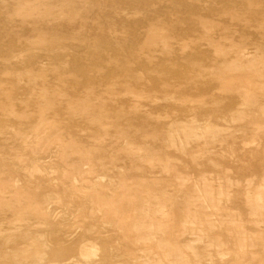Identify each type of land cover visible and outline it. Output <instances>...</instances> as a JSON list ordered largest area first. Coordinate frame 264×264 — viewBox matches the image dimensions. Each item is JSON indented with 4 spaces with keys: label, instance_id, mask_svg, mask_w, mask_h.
Returning a JSON list of instances; mask_svg holds the SVG:
<instances>
[{
    "label": "bare ground",
    "instance_id": "obj_1",
    "mask_svg": "<svg viewBox=\"0 0 264 264\" xmlns=\"http://www.w3.org/2000/svg\"><path fill=\"white\" fill-rule=\"evenodd\" d=\"M220 1L204 5L203 0H0V78L11 86L0 88L2 95H8V103L0 104V137L7 135L0 142V264H205L193 246L196 242L204 245L209 264H264L254 250L258 244L264 251V168L261 182L248 179L242 193L258 230L251 235L231 208L227 216L235 231L227 230L224 239L213 228L228 221L219 212L229 209L230 171L221 176L225 185L205 172L194 181L171 155L191 156L200 164L199 159L214 154L211 144L227 140L225 125L235 121L253 125L243 132L250 134L249 142L256 147L264 141V86L258 81L264 79V0L235 5ZM250 15L257 25L254 35L241 31L252 27L245 21ZM223 24H228L225 30L234 31L230 40L216 33ZM144 25L149 27L143 45L132 47L144 34ZM155 45L156 55L151 54ZM243 45L254 50L242 53ZM196 61L210 64L204 76H196L192 68ZM182 70L191 79L182 76ZM203 77L220 79L225 96L203 98L210 91ZM196 78L197 83L190 81ZM117 84L125 85L129 98L160 104L116 103L110 86ZM69 90L78 101L68 106L80 118L71 122L89 133L82 136L83 129L71 131L69 126L64 139L56 100ZM189 93L196 94L197 104ZM235 99L239 108L233 112L217 103ZM31 104L36 119L30 131ZM108 107L116 110L114 116ZM124 108L134 111L121 112ZM49 109L54 110L50 119L45 115ZM156 109L166 113L161 114L168 120L160 125L163 131H156L151 121L163 118L156 116ZM142 129L156 133L150 141H140ZM111 130L123 137L119 148L108 151V170L116 175L105 182L91 181L86 175L95 172L92 150H84L80 143ZM76 153L84 162L69 164ZM120 154L130 170L158 163L181 195L173 199L155 186L140 190L137 179L129 180V168L119 169L114 163ZM19 172L22 178L16 176ZM47 183L59 184L49 188V197L40 192ZM7 187L14 200L6 197ZM195 197L204 212L188 208ZM53 200L58 207L50 206ZM77 223L80 234L71 237L66 227ZM211 246L217 261L208 252ZM225 251L233 253L232 261L222 258Z\"/></svg>",
    "mask_w": 264,
    "mask_h": 264
},
{
    "label": "rangeland",
    "instance_id": "obj_2",
    "mask_svg": "<svg viewBox=\"0 0 264 264\" xmlns=\"http://www.w3.org/2000/svg\"><path fill=\"white\" fill-rule=\"evenodd\" d=\"M175 2L178 1H189V0H174ZM242 0H223L220 1L222 4L224 5H228V4H240ZM204 5H209V0H203ZM232 7V6H229ZM239 10V9H238ZM261 11H263L264 14V8L261 9ZM1 17V16H0ZM255 17L253 15H250V18H248L245 21H248L249 25H251V28H243L241 29L242 32H244V34L248 35V34H253L252 31L255 29V27L257 26L253 21H254ZM242 21H244V19H241ZM225 23V22H224ZM241 23V22H240ZM242 24V23H241ZM223 27L219 30L216 31L217 34H219L220 37H222L225 40H230L232 38V35H234V31L232 30H225L224 26H228V24H223ZM148 25H144L143 26V31L144 34L139 36L137 40H135L134 42H132V47H140L143 45L144 42V38L147 35L148 32ZM236 28V26L234 27ZM237 33H240L239 30H236ZM254 35V34H253ZM198 37V36H197ZM190 39V40H189ZM188 41H197V43H201L199 41V38L195 39L194 37H188L187 39ZM195 41V42H196ZM255 41L256 38H255ZM227 42V41H225ZM262 43H264V41H261ZM228 43V42H227ZM264 45V44H262ZM247 47V48H246ZM253 46L251 45H243L241 52L245 53V52H249V51H253L254 49ZM146 48V47H145ZM246 48V49H245ZM250 48L252 50H250ZM147 49V48H146ZM205 49H207L205 47ZM209 50V49H208ZM214 50V49H212ZM151 54L156 55V45L153 48V51L151 52ZM197 62V61H196ZM198 63V62H197ZM85 64V63H84ZM205 64V63H204ZM203 64H194L192 65V68L195 69V74L198 77L204 76L205 73H207L206 68H208V66L210 65L209 63L206 66H201ZM1 68V67H0ZM182 76L187 77L188 79H191L189 77V74L187 71L182 70ZM221 77H224V74H220ZM152 77H155L154 75ZM151 77V79H152ZM229 79H231V81L235 80V78L230 75L228 76ZM156 78V77H155ZM71 79V78H70ZM88 79V78H87ZM207 80V87L210 88L209 91V95L208 96H203V95H198V96H203V98L208 99L211 98L213 95H216V97L218 95L221 96H225L224 93H226L225 91V86L222 83V81L220 79H217L216 77H210L209 79L204 78ZM86 80V79H85ZM0 88H5L7 90L10 89V84H7V80L6 78H4L3 76L0 78ZM191 82H195L199 81L198 78H196L195 80L192 79L190 80ZM259 85L260 86H264V79L259 80ZM39 84H43L42 80H39L38 82ZM113 93H115L116 95L111 96L112 98L115 99V101H117L116 103H128V104H132V103H138L141 105H150L152 103L154 104H160L159 101H154L151 102L150 100L147 99H132L128 97V94L126 92L125 89V85H114L110 86ZM65 93V92H64ZM63 93V94H64ZM147 96V95H145ZM189 96H191L192 98H194V102L197 104L198 98L195 97L196 94L195 93H189ZM197 99V100H196ZM78 99L77 97H75V93L72 90H69L68 95L66 96H62L59 97L56 100V103H60L59 107L56 108L55 111H57L61 117L58 116V123L63 127V138H67V136H65V132L68 131V127H71V131H78L80 129H83V131L80 133V135L82 134V136H84L85 134L89 133V130L86 129L83 125L81 124H76L73 125V122L78 121L80 118L79 117H74L73 113L75 112L76 109L69 107L68 105L70 104H74V102H77ZM1 103H8V95H2L0 92V104ZM108 104H110V101H107ZM218 104L220 105H228L229 109L227 110L228 112H233L237 109L238 106H236V104H239V100L235 99V100H218L217 101ZM239 108V107H238ZM20 107H17V110L20 111ZM142 111L145 110V108L141 109ZM36 108L33 104H31V107L29 108V112L28 113V121H29V127L28 130L31 131V129H33V126L35 125V119H36V114H35ZM54 110H48L45 112V115L50 119L52 118V113ZM107 111L109 112V114L111 116L115 115L116 110L112 107H108ZM121 112H131L134 111L131 108H124L120 110ZM247 113H249V110H246ZM157 117H163V118H159L156 119L154 118L153 120H151L155 125H156V131H161L163 128H161V126L165 125L167 123V119L164 118L163 115L161 114H166L163 110H159L156 109L155 112ZM159 114V115H158ZM128 117L130 116L129 114L127 115ZM73 121V122H71ZM76 123V122H75ZM130 123L123 125L125 129H127ZM161 125V126H160ZM228 130H227V134H228V138L226 141L224 142H215L214 144H211V146H213V148L211 149V151L214 152V154H211L209 156H207L204 159H199V163L197 164L195 161H193L191 156H183L180 155L177 152H171V155L173 157L174 160H178L179 164H180V169L187 174L189 177L192 178V180L196 181L200 178L201 174H203L205 172V174L209 177H213V178H217L215 179L217 182L223 183L224 185L226 184V181L224 179L221 178V176L223 175V172L225 171H230V175L232 178V186L230 188V191L232 193V197H231V201L230 203H228V207L229 209H223L221 210L219 213L224 216V219L228 220L227 223H223L220 224L217 223V227L213 228L214 233L216 234H223V238L227 239V230L228 231H235V226L233 225L231 219L227 216L229 214H231V212L229 211L231 208L235 209L234 213L236 212L237 214H240L241 216V221L244 224L245 229L251 234H255V231L258 230V227L254 224L253 221L254 218L249 216V209L244 205V203L242 202L243 196L242 193L244 191L245 185H246V181L248 179H252L253 182L255 183H259L261 182L260 177H261V171L264 168V156L262 154V150H263V146H264V141H260L259 147H256V143L254 142H249L250 134H246L243 132V129H248L253 127V125H248L246 124L244 121H235V122H230V123H226L225 125ZM67 130V131H66ZM156 131L153 132H149L147 129H142L139 131L138 133V140L142 141V140H149L150 141V136L152 133H156ZM163 131V130H162ZM79 132V131H78ZM7 137L6 136H2L0 137V142L3 141V139ZM9 138V137H8ZM8 138L5 141H8ZM123 138V137H122ZM122 138L121 135L119 133H117L115 130H111L109 134H105L104 133H100V135H97L95 137V139H92L91 141H88L86 139H84L80 145L82 146V148L84 150H92L91 152V156H92V163L94 166V173L92 174H87V179L94 181L95 179H101L103 182L108 181L109 177L116 175L115 171H109L108 169L111 166L110 163V153L108 152L109 150L115 148H119V144L122 143ZM248 141V142H245ZM94 145H96L97 147L100 148H105L102 151H94ZM197 148H199V144L195 145ZM7 148H10L7 147ZM150 150H152L151 147H149ZM25 151H28L27 148H24ZM193 150V149H192ZM121 156H115L116 161L114 162L119 169L122 168H129L128 172V178L129 180L132 179H137L139 181V189L140 190H144L147 191L150 188H152L153 186L156 187V189L158 190H162V191H167L169 194H171V198L175 199L176 196H180L181 194L178 192L179 190L177 189L176 185L174 186L173 184L175 183L172 178L167 175L165 172H163V170H161V167L158 163H156V165L154 167H150V166H144L142 167L141 171H136L135 169H131L130 170V165L128 160L125 158V156L123 154H120ZM55 158H51V160ZM208 159H211L212 162H209ZM48 160V159H47ZM45 160V161H47ZM73 160H75L76 162H82V155L80 153H76L74 155L71 156L70 159H68V163L69 164H73ZM45 161H41L42 164L46 165L47 162ZM84 162V161H83ZM82 162V163H83ZM81 164V163H80ZM218 164V166L216 165ZM152 171V173L150 172ZM23 172H19L16 174V176L22 178ZM96 177V178H94ZM218 177L220 179H218ZM23 181V180H22ZM90 181V182H91ZM236 184H240V186L236 185ZM52 186V188H58L59 184H46L45 186H43L40 190V192L42 194H44L46 197H49V188ZM20 185L16 188H19ZM10 191H12L11 187H7L4 192H6V197L13 199L11 194H8ZM108 194H110V191H107ZM22 201H24V198H21ZM19 203L17 202H13L12 205L17 207ZM197 204V206H196ZM53 208H56L59 206V204L57 203L56 200H53V203H51V205ZM86 207H89V205H87ZM190 210L194 211L195 209H198L201 212H204L203 209L200 207L199 202L196 201V197L191 199V204L188 207ZM30 219H34L32 215L28 216ZM169 218L171 219V223L174 222V215L171 213L169 215ZM81 219V218H80ZM217 219H220L217 218ZM82 220V219H81ZM84 221L88 222L87 220L83 219ZM220 221V220H219ZM221 223V221H220ZM78 224L75 225H70L66 227V230L68 231V233H70L71 237H78L80 234V231L78 229ZM103 236V235H102ZM185 237H188V235H185ZM117 238V242L121 243V239ZM57 244V243H56ZM121 244H116V247H120ZM51 246V245H50ZM196 252L201 255L203 263L205 264H209L208 261V257H207V252L204 249V245L200 242H196L193 244ZM254 250L257 252L258 255H260V257L262 258V260L264 261V251H263V246L262 245H258L256 247H254ZM209 254L212 256L211 258L214 261L219 260L218 256H217V252L216 249L214 248V246L209 247L208 250ZM184 253L187 255H191V252H189L187 249L184 250ZM233 253L232 252H227L225 251L224 256H222L223 259L225 260H229L232 261L233 260ZM68 258H71V256L69 255ZM72 259V258H71ZM126 261H131L130 258H128ZM47 261H44L43 264H47ZM126 264H133L132 261L131 262H126ZM230 264V263H229ZM241 264H245L244 262H242Z\"/></svg>",
    "mask_w": 264,
    "mask_h": 264
}]
</instances>
